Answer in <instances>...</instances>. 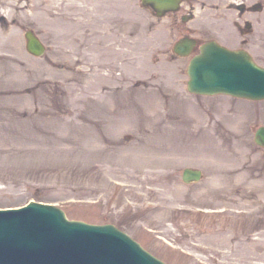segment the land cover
I'll list each match as a JSON object with an SVG mask.
<instances>
[{
	"label": "rangeland",
	"instance_id": "374dc122",
	"mask_svg": "<svg viewBox=\"0 0 264 264\" xmlns=\"http://www.w3.org/2000/svg\"><path fill=\"white\" fill-rule=\"evenodd\" d=\"M18 1L0 0V209L57 202L168 264H264V100L190 94V58L172 50L214 38L264 65V0H184L161 18L141 0ZM156 130L158 159L139 150Z\"/></svg>",
	"mask_w": 264,
	"mask_h": 264
},
{
	"label": "water",
	"instance_id": "95a60500",
	"mask_svg": "<svg viewBox=\"0 0 264 264\" xmlns=\"http://www.w3.org/2000/svg\"><path fill=\"white\" fill-rule=\"evenodd\" d=\"M181 0H142L157 16L176 10ZM27 49L35 56L46 51L34 31L25 33ZM197 41L184 37L174 47L180 55L192 52ZM188 89L199 94H230L264 99V67L245 50L228 49L211 40L202 44L188 66ZM255 141L264 147V125ZM203 171L185 168L183 179L201 180ZM0 264H166L114 224L69 220L57 207L33 203L17 215H0Z\"/></svg>",
	"mask_w": 264,
	"mask_h": 264
},
{
	"label": "bare ground",
	"instance_id": "6f19581e",
	"mask_svg": "<svg viewBox=\"0 0 264 264\" xmlns=\"http://www.w3.org/2000/svg\"><path fill=\"white\" fill-rule=\"evenodd\" d=\"M50 2H54L55 0H49ZM59 1H61V0H59ZM70 1V0H69ZM64 2H65V0H63V3H60V7H58L59 9H61V7H63L64 8ZM71 2V1H70ZM70 2H69V7H70V5H72V6H76L77 4H78V0H72V2H71V4H70ZM9 4H12L13 6H19V1L18 0H15V2H9ZM68 6H66V7H68ZM60 13L61 14H64V12L63 11H60ZM70 26L72 27V28H75V27H77V26H79V19H75V22H73V21H71V24H70ZM96 72V70L94 69V72L93 73H95ZM98 74H99V76H101V77H104L105 75H103L102 73H100V72H97ZM105 77H110V75H106ZM147 103V102H146ZM146 103H145V105H146ZM147 106L148 107H150L151 106V103H147ZM127 121V120H126ZM160 122V121H159ZM157 129H158V127H157ZM158 131L159 130H156L155 131V133L153 134V135H155L154 137L155 138H153V140H155L153 143H149L150 145L152 144L153 146H148V147H141L139 150L141 151V153L142 154H144V155H150V156H153V155H156V159H158L157 158V156H158V154L160 153V152H162V149H161V146L160 145H158V144H160V142H161V137H160V134L158 133ZM160 141V142H159ZM154 144H155V146H154ZM160 147V148H159ZM164 151V150H163ZM240 151L241 150H238V151H236L234 154H238V153H240ZM231 152H234V150H231ZM212 154H213V152H212ZM215 156V155H214ZM219 160H221V162H224V161H227V158L224 156V153H222V154H220V153H218L217 154V156H216Z\"/></svg>",
	"mask_w": 264,
	"mask_h": 264
},
{
	"label": "flooded vegetation",
	"instance_id": "af4514ba",
	"mask_svg": "<svg viewBox=\"0 0 264 264\" xmlns=\"http://www.w3.org/2000/svg\"><path fill=\"white\" fill-rule=\"evenodd\" d=\"M244 3H245V1H241L240 3H238L237 5L239 6V8L241 9V11H240V17L242 18L243 16H244V14H243V10L242 9H244ZM256 4V3H255ZM240 30H241V32L242 33H250L251 32V30H252V27H251V25L248 23L247 24V26L245 27V28H243V27H240ZM203 41H200L199 40V43H198V45L199 44H201ZM243 43H245V42H243ZM232 47H234V46H232ZM237 48H245V49H247L246 47H243V46H240V47H237ZM248 50V49H247ZM249 51V50H248Z\"/></svg>",
	"mask_w": 264,
	"mask_h": 264
}]
</instances>
